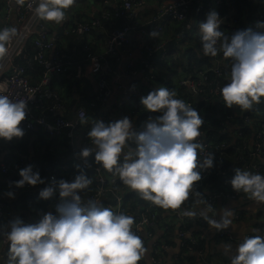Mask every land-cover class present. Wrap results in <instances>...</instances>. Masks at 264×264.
<instances>
[{
    "label": "built area",
    "instance_id": "obj_1",
    "mask_svg": "<svg viewBox=\"0 0 264 264\" xmlns=\"http://www.w3.org/2000/svg\"><path fill=\"white\" fill-rule=\"evenodd\" d=\"M255 1L259 5L258 13L248 26L253 29L256 28V21H264V0ZM28 3L29 0H25L24 5L16 4L15 0H0V27H15L17 30L14 38L6 46V52L0 56V94L24 99L32 96V99L28 100L26 119L20 126L24 130H33L36 125H40L59 142L67 138L71 148L70 161L73 169L67 163L55 162L53 171L44 185H25L23 188H16L13 185L11 190L15 191V196L28 193L43 201V198L38 196L39 191L48 186L53 178L59 180L60 177L64 179L68 177L69 180H73L81 170L76 167L79 164L92 181L87 189L80 192L82 202L94 199L115 212H123V198L119 194V189L124 184L118 177L95 162L94 151L86 158L87 162L79 155L81 149L92 147L87 132L96 120L90 119V110L85 106L77 108L71 117L67 116L69 113L67 103L71 101L65 92L68 83L62 85L57 78L65 75L71 81L75 79L88 81L95 93V99L90 103L93 108L95 107L93 114L105 122L129 116L133 120L134 127H139L137 117L146 115L148 118L155 115L140 103V97L147 95L155 87H168L174 90L177 98L196 108L193 100L180 96L178 88L190 86V94L203 97L207 89L202 85L206 84L208 73L222 75V63L225 60L222 54L214 57L213 67L199 71L198 75L192 73L181 75L177 79L176 89L171 88L168 78L163 75V67L174 66L178 50L185 48L184 38L199 36L198 24L205 19L208 9H214L219 14L220 8L225 9L227 13L220 14L223 18L221 30L225 35L235 30L241 21L238 1L75 0V3L66 10L62 24L39 19L28 7ZM179 26H184V31L177 32L175 29ZM153 30H156L157 37L149 35ZM94 31L103 33L106 37L100 40L97 36L94 37ZM70 35L83 39L80 47L82 60L73 59L75 48L70 50L68 47L67 36ZM28 42L33 43V52H28ZM36 65L42 67V70L39 75L33 77L28 72L35 71ZM132 85H135V88ZM214 89L219 90L218 83L215 84ZM203 99L205 106L213 102L207 96ZM196 109L204 120L200 128V136L197 138L205 146L203 155L215 154V149H228L230 142L214 146L212 142L207 141L203 129V125L207 123L204 119V110ZM229 118L231 119V115L227 117ZM261 120L260 129L247 139L244 149L249 152L251 158H258V161L252 165H246L247 169L264 174V119ZM253 121V118L245 117L246 124L250 125ZM221 125L223 132L231 135V124L223 121ZM236 134L241 135L240 132ZM19 139L20 137H14L11 141L0 140L9 142L12 147ZM57 148L61 149L62 146ZM127 150L129 149L125 148V151ZM8 151L9 149L5 151L0 147V227L16 217L22 218L25 222L35 223L38 216L44 212H55V205L60 199L58 191L48 198L44 206L41 205L29 214L20 208H14L4 192L9 190L10 181L20 179V168L32 164L35 170V162L33 163L31 156L21 151H15L18 159L8 162L6 160ZM213 172H221L223 175L228 173L226 170L218 169L215 164L211 169L203 170L202 178L195 183L192 193L197 192ZM231 178V175L227 178V187L224 190L213 191L205 201H209L212 205L220 198L225 200L229 198L234 200L233 202L241 203L244 199L248 202L250 199L244 193L233 190L230 184ZM160 208L148 201V205L140 208L135 214L134 230L142 237L144 243H147V240L151 241L155 236L150 228L155 223ZM183 209L196 210L194 206L185 207L183 204L181 209H164L168 212L167 217L179 226L183 253L195 252L202 264H216L207 257L208 248L205 240L210 229L207 222L199 215L184 216ZM260 216L264 217V213ZM189 221H192L190 227ZM261 224L264 226V222ZM214 233L218 239L235 244H239L244 238L235 236L228 229L221 231L214 229ZM253 235L264 237V227L259 231L255 226L246 236ZM200 241H203L205 246L196 249ZM153 243L157 244L158 256L152 258V264H161L160 252L163 251L162 246L167 247V244L165 239L159 241L156 239ZM7 251V241L0 236V258L1 254ZM179 257L177 256L176 260ZM7 261L8 257L3 263L7 264ZM139 264L147 263L142 258Z\"/></svg>",
    "mask_w": 264,
    "mask_h": 264
},
{
    "label": "clouds",
    "instance_id": "obj_2",
    "mask_svg": "<svg viewBox=\"0 0 264 264\" xmlns=\"http://www.w3.org/2000/svg\"><path fill=\"white\" fill-rule=\"evenodd\" d=\"M15 3L24 5L25 0ZM74 3L75 0H29L28 7L39 19L62 24L66 10ZM222 19L213 9L199 22L202 53L210 57L222 54L230 61L227 82L219 88L224 105L250 110L264 100V21H256L255 29L247 27L225 35L220 27ZM16 31L15 27H0V56ZM149 35L157 37L156 30ZM29 99L32 96L24 99L0 94V139L11 141L24 136L20 125L26 119ZM140 103L155 115L139 127H134L129 116L109 122L97 118L87 132L92 147L81 149L79 155L87 162L94 151L95 162L142 199L165 210L181 209L195 182L201 180L202 171L214 167L215 154L203 155L205 146L197 139L204 120L192 104L177 98L168 87H155L140 97ZM76 167L81 170L72 181L53 178L38 193L39 198L48 199L58 191L55 212H44L35 223L16 217L0 227V236L8 244L7 264H139L147 249L134 230V217L115 212L94 199L82 202L80 192L92 181L79 164ZM19 176L9 182L5 196L15 198L13 185L36 186L46 179L32 164L20 168ZM230 184L235 192L264 204V174L235 167ZM195 195L201 193L197 191ZM195 203L205 206L183 209L182 214L199 215L216 231L233 225L232 208L221 206L216 218L209 215L214 210L212 203ZM263 227L261 223L256 225L259 231ZM224 250L230 252L231 245L225 244ZM230 264H264V237H244L230 255Z\"/></svg>",
    "mask_w": 264,
    "mask_h": 264
},
{
    "label": "trees",
    "instance_id": "obj_3",
    "mask_svg": "<svg viewBox=\"0 0 264 264\" xmlns=\"http://www.w3.org/2000/svg\"><path fill=\"white\" fill-rule=\"evenodd\" d=\"M237 1L239 13L242 15L243 19H241L235 30L243 29L246 26L248 27L256 17L259 6L255 0ZM208 11L210 10L208 9L207 12ZM219 11L220 14L227 13V11L223 8H220ZM184 28V26H179L175 30H177V32H182L184 31ZM235 30L227 32L226 35H230L231 32ZM67 39L68 46L70 48L74 45L76 46V53L74 54L73 59H82L79 49L83 44V39L73 35L67 36ZM184 39L185 48L183 50H178L177 54L175 55L174 66L163 67L162 73L168 78L169 85L173 89L178 87L177 79L181 75L192 73L196 76L199 74V71L207 70L213 67L215 64L214 57L203 55L199 36L189 38L187 37V39ZM27 50L28 52L34 51V45L32 42H28ZM18 62L20 63V61ZM222 66V75L209 72L206 84L202 85V87L207 89V92L204 96L211 98L213 101L210 105L205 106L203 99L204 96L197 99L186 89L180 91V96L182 98L193 100L196 104V108L204 110V119L207 121V123L203 125V129L206 133L207 141L212 142L214 146H220L223 143L228 144L229 142L231 144L228 149H215L216 157L214 159V164L221 171L226 170L228 173L223 175L221 172H213L209 179L204 181L197 190L199 193H201V195H195L196 192L190 193L188 200L183 204L185 207L194 206L196 208L197 204L195 202L197 200H206L210 197L213 191L224 190L227 187V178L230 175H234L235 167L247 169L246 165H252L254 162L258 161V158H251L249 156V152L244 149V144L246 143L247 139L252 136L253 132H257L261 127V119H264V100H262L260 104L254 105L250 110L242 111L239 107H226L222 102V97L220 96L219 90L215 91L214 89L216 83L219 84L220 88L227 82L228 73L230 71V61L225 59L222 63ZM41 70L42 67L36 65L35 71H29L28 73L35 77L40 74ZM172 76H175L176 79L173 80ZM209 83H211V85H208ZM75 90L77 91V94L73 97V99H71L70 102L67 103L69 112L67 114L68 117H71L78 107L82 105L89 106V103L93 100V97L91 96L93 92L86 82L81 80L76 81ZM229 115H231V119H227ZM247 116L254 119L250 125L245 123V117ZM90 119L96 120L97 117L93 113H90ZM146 119V115L137 117L138 126H140ZM223 121L226 124H231V135L223 132V126L221 125V122ZM234 124L236 125L234 126ZM238 132H240L241 135H237L236 133ZM60 144L62 148L58 149L56 142L53 139L48 140L42 133L41 128H37L35 130H25L24 136L20 137L17 144L12 147L9 142L0 140V147L4 150L9 149V151L6 152V160H8V162L18 159L15 151L26 153L27 155L31 156L33 163L35 162V170H39L41 176L46 178L45 183L49 177V174L53 171L52 167L55 162L64 164L67 163L70 168L73 169L72 162L70 161L71 148L67 138H65L63 142H60ZM130 147L134 149L135 145L131 144L130 142ZM93 155L95 156V154ZM65 179L69 180L68 177H65ZM198 182L199 181L195 183ZM119 191V194L122 195L123 198V212L127 215L133 216L134 219H136L135 214L138 213L140 208L147 206L148 201L142 199L135 190H132L127 185H123ZM47 201L48 199L39 201L38 198L33 197L28 193H24L13 198V205L15 209H25L29 214V212L38 209L41 205L44 206ZM250 202L252 201L249 200L248 203ZM31 203H33V207ZM39 218L40 216H38V219ZM191 225L192 221H189L188 226L190 227ZM173 230L171 233H173ZM202 245L205 246V243L200 241V243L196 246V249L200 248ZM1 256L0 264H4L3 262L7 260V253L4 252L1 254ZM195 256V252L183 253V255L175 260L176 262L174 264H194ZM207 257L210 259L209 250L207 252Z\"/></svg>",
    "mask_w": 264,
    "mask_h": 264
},
{
    "label": "crops",
    "instance_id": "obj_4",
    "mask_svg": "<svg viewBox=\"0 0 264 264\" xmlns=\"http://www.w3.org/2000/svg\"><path fill=\"white\" fill-rule=\"evenodd\" d=\"M141 12H142V10H141ZM240 19H243L242 15L240 16ZM93 35H94V37L97 36V38H99L100 40H102L106 37V35H104L103 33H97L96 31L93 32ZM73 48H75V53H76V46L75 45L72 46L71 48L69 47L70 50H72ZM74 54H73V57H74ZM80 54H81V50H80ZM80 60H82V59H80ZM168 73H169V71H168ZM163 75L165 76V74H163ZM80 80L86 82L89 85V87L91 88V91L93 92V94L91 95L93 97L92 101H94L95 93H94V90L91 87V85L88 83V81L82 80V79H79V80L75 79V80L71 81L65 75H61L59 78H57V81L62 85L65 82L68 83L65 92H66V94L70 100L73 99V97L77 94V91L75 90V83H76V81H80ZM183 89H186L187 91L190 92L191 88H190V86H184V87L178 88L179 91H182ZM90 103H89V106H85V107H87L90 110V113H93L95 111V107L93 108L90 105ZM82 106H84V105H82ZM37 128H41L42 133L46 136V138L48 140L53 139L56 142V146L61 145L60 142L56 138L51 137L40 125H36L33 130H35ZM230 130H232L231 126H230ZM63 140L61 142H63ZM7 198L9 199V201L13 205V198H9V197H7ZM233 201L234 200H229V198L226 200L224 198L218 199L213 204V206H214L213 213H211L209 215H215L217 218H219V214H218L217 210L221 206H226V207L232 208L233 212H234V215L232 217V224L233 225H230L227 229L237 237H245L248 233H250L254 229V227L256 225L259 224L255 220V217H256V215L260 216L261 214L264 213V204H258L255 202L246 204L244 202H246L247 200H244V199H243L242 203L239 201H236V202H233ZM203 207L204 206L202 204H199L196 206V210H198L199 208H203ZM21 210L25 211V213L27 212L25 209H21ZM240 211H243V212L246 211V213H244L242 215L240 214L241 216L239 217ZM27 214H28V212H27ZM167 216H168V212H166L164 209H159V214L157 215L155 223L150 228L155 236L151 239V241L147 240V243H144L147 250H146V253L144 254V256L142 258H144L146 260L147 264H152V258L154 256H158V254L156 253L157 244L155 245L153 243L154 240H156V239L158 241L165 239V242L167 244V247L162 246L163 251L160 252L161 253L160 259H161L162 264H174L176 262L175 260H176L177 256L183 255L182 245H181L182 238L179 236V226L174 224V221L171 220L170 218H168ZM168 224H171V225H168ZM173 229H175V230H173ZM172 230H173V233H171ZM149 241H150V243H149ZM205 243H206V247L208 248V250L210 252V261H212L216 264H230V255L234 254L235 248L238 245V244H235L233 242H225L221 239H218L215 236L214 229H211V228L208 229V231H207ZM225 244L231 245V251L230 252H225V250H224ZM194 264H202L201 260L197 257V255L194 257Z\"/></svg>",
    "mask_w": 264,
    "mask_h": 264
},
{
    "label": "rangeland",
    "instance_id": "obj_5",
    "mask_svg": "<svg viewBox=\"0 0 264 264\" xmlns=\"http://www.w3.org/2000/svg\"><path fill=\"white\" fill-rule=\"evenodd\" d=\"M172 79L175 80V79H176L175 76H172ZM31 204H32V207H33V203H31ZM255 220H256L258 223H262V222H264V217H262V216H256V217H255Z\"/></svg>",
    "mask_w": 264,
    "mask_h": 264
},
{
    "label": "water",
    "instance_id": "obj_6",
    "mask_svg": "<svg viewBox=\"0 0 264 264\" xmlns=\"http://www.w3.org/2000/svg\"><path fill=\"white\" fill-rule=\"evenodd\" d=\"M59 31L61 32V29ZM194 97H196L197 99H199V96H197V95H194Z\"/></svg>",
    "mask_w": 264,
    "mask_h": 264
},
{
    "label": "flooded vegetation",
    "instance_id": "obj_7",
    "mask_svg": "<svg viewBox=\"0 0 264 264\" xmlns=\"http://www.w3.org/2000/svg\"><path fill=\"white\" fill-rule=\"evenodd\" d=\"M246 204H249L248 202H246Z\"/></svg>",
    "mask_w": 264,
    "mask_h": 264
}]
</instances>
